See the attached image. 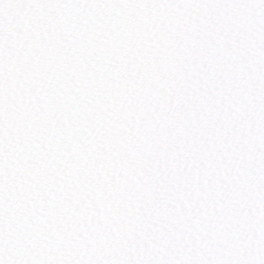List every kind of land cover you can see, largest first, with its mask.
Returning a JSON list of instances; mask_svg holds the SVG:
<instances>
[{"label":"snow or ice","instance_id":"snow-or-ice-1","mask_svg":"<svg viewBox=\"0 0 264 264\" xmlns=\"http://www.w3.org/2000/svg\"><path fill=\"white\" fill-rule=\"evenodd\" d=\"M0 264H264V0H0Z\"/></svg>","mask_w":264,"mask_h":264}]
</instances>
